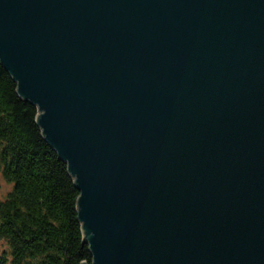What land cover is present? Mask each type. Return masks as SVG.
Masks as SVG:
<instances>
[{
	"label": "water",
	"instance_id": "1",
	"mask_svg": "<svg viewBox=\"0 0 264 264\" xmlns=\"http://www.w3.org/2000/svg\"><path fill=\"white\" fill-rule=\"evenodd\" d=\"M0 65L90 264H264V0H0Z\"/></svg>",
	"mask_w": 264,
	"mask_h": 264
},
{
	"label": "trees",
	"instance_id": "2",
	"mask_svg": "<svg viewBox=\"0 0 264 264\" xmlns=\"http://www.w3.org/2000/svg\"><path fill=\"white\" fill-rule=\"evenodd\" d=\"M36 108L0 65V264L91 263L66 164L44 140Z\"/></svg>",
	"mask_w": 264,
	"mask_h": 264
},
{
	"label": "rangeland",
	"instance_id": "3",
	"mask_svg": "<svg viewBox=\"0 0 264 264\" xmlns=\"http://www.w3.org/2000/svg\"><path fill=\"white\" fill-rule=\"evenodd\" d=\"M10 185L7 184L0 174V200L4 198L7 192L10 190Z\"/></svg>",
	"mask_w": 264,
	"mask_h": 264
}]
</instances>
